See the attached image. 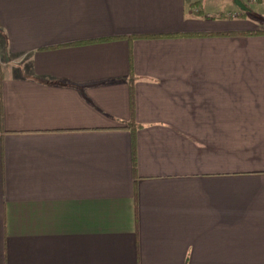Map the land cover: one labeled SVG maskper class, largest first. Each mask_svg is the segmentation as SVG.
Here are the masks:
<instances>
[{
	"label": "crops",
	"instance_id": "0c3cea01",
	"mask_svg": "<svg viewBox=\"0 0 264 264\" xmlns=\"http://www.w3.org/2000/svg\"><path fill=\"white\" fill-rule=\"evenodd\" d=\"M235 1L0 0V264H264V0Z\"/></svg>",
	"mask_w": 264,
	"mask_h": 264
},
{
	"label": "water",
	"instance_id": "95a60500",
	"mask_svg": "<svg viewBox=\"0 0 264 264\" xmlns=\"http://www.w3.org/2000/svg\"><path fill=\"white\" fill-rule=\"evenodd\" d=\"M235 4L237 5V7L242 10V11H246L247 8L238 0L235 1Z\"/></svg>",
	"mask_w": 264,
	"mask_h": 264
},
{
	"label": "built area",
	"instance_id": "2783aa9c",
	"mask_svg": "<svg viewBox=\"0 0 264 264\" xmlns=\"http://www.w3.org/2000/svg\"><path fill=\"white\" fill-rule=\"evenodd\" d=\"M257 1L258 0H245V2L250 4V5L256 3Z\"/></svg>",
	"mask_w": 264,
	"mask_h": 264
},
{
	"label": "rangeland",
	"instance_id": "374dc122",
	"mask_svg": "<svg viewBox=\"0 0 264 264\" xmlns=\"http://www.w3.org/2000/svg\"><path fill=\"white\" fill-rule=\"evenodd\" d=\"M257 2H258V1H257ZM257 2H256V3H257ZM256 3H254V4H256ZM246 4H247V5H250V4H248V3H246ZM254 4H251V6H253Z\"/></svg>",
	"mask_w": 264,
	"mask_h": 264
}]
</instances>
